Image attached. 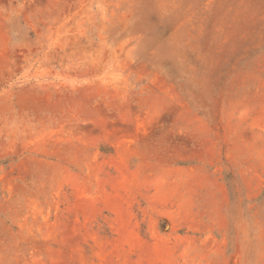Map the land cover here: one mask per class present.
Here are the masks:
<instances>
[{
  "label": "rangeland",
  "instance_id": "rangeland-1",
  "mask_svg": "<svg viewBox=\"0 0 264 264\" xmlns=\"http://www.w3.org/2000/svg\"><path fill=\"white\" fill-rule=\"evenodd\" d=\"M0 264H264V0H0Z\"/></svg>",
  "mask_w": 264,
  "mask_h": 264
},
{
  "label": "bare ground",
  "instance_id": "bare-ground-1",
  "mask_svg": "<svg viewBox=\"0 0 264 264\" xmlns=\"http://www.w3.org/2000/svg\"><path fill=\"white\" fill-rule=\"evenodd\" d=\"M28 1V0H27ZM41 12V11H40ZM68 48V47H67ZM6 52H7V50L6 49H4ZM8 53V52H7ZM5 54V53H4ZM59 126V125H58Z\"/></svg>",
  "mask_w": 264,
  "mask_h": 264
}]
</instances>
